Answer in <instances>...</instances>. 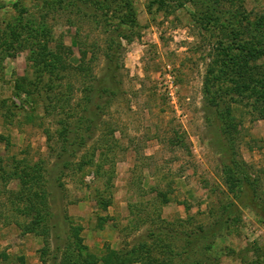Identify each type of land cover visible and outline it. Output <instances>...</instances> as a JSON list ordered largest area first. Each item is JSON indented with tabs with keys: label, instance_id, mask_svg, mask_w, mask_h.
Here are the masks:
<instances>
[{
	"label": "rangeland",
	"instance_id": "rangeland-1",
	"mask_svg": "<svg viewBox=\"0 0 264 264\" xmlns=\"http://www.w3.org/2000/svg\"><path fill=\"white\" fill-rule=\"evenodd\" d=\"M13 1L0 0V14ZM34 4H28L25 14L11 16L9 23L40 26ZM122 10L136 21L130 40H120L122 93L102 110L94 139L78 153L94 151L93 165L67 169L62 176L55 173L59 144L54 134L58 119L72 121L78 116L84 72L69 66L83 64L84 49L86 72L101 75L108 32L86 17L68 25L61 13L50 21L53 40L37 38L36 49L46 64L32 65L27 48L1 61L0 158L5 165L12 158L41 164L35 189L44 196L56 231L64 236L65 230L70 228L71 233L79 226L87 251L98 258L114 251L128 264H174L175 259H167L169 251L179 250L185 237L159 233L147 238L166 230L189 235L190 261L264 264V219L241 203L242 181H235L231 189L224 167L238 162L254 178L258 201L264 202V103L237 95L227 80L233 89L210 88L217 109L203 92L205 75L222 47L230 55L228 65H233L244 42V53L246 46L250 49L246 81L263 77L264 34L257 35L248 23L240 26L236 20L242 13L250 19L264 13V0H166L161 6L157 0H130ZM59 42L65 52L57 48ZM216 69L215 73L220 70ZM228 72L227 77L237 76ZM50 73L61 78L51 80ZM69 83L73 89L69 106L62 113L45 112L43 93L53 90L47 85L64 92ZM223 126H228V134L223 135ZM96 188L103 200L110 201L106 210L95 200ZM19 189L17 179L0 180V253L8 255L5 262L0 257V264H21L20 257L23 264L59 262L61 250L56 252L52 234L43 253V238L24 234L18 226L17 221H28L18 211L22 202L11 192ZM202 228L206 234L198 232Z\"/></svg>",
	"mask_w": 264,
	"mask_h": 264
},
{
	"label": "trees",
	"instance_id": "trees-1",
	"mask_svg": "<svg viewBox=\"0 0 264 264\" xmlns=\"http://www.w3.org/2000/svg\"><path fill=\"white\" fill-rule=\"evenodd\" d=\"M166 0H157L159 6L164 4ZM34 2L38 7V24L40 26L32 25L31 22H20L17 25H11L9 19L11 16L23 15L27 11V6L29 3ZM130 0H14L8 9L0 14V66L1 61L5 57L14 56L20 51L30 49L31 64H37L39 61H42L43 64H46V60L42 57V52L39 49H36L37 38L48 39L49 41L53 40V31L50 21L57 19V14H63L65 18V23L71 26L76 25L77 20L87 18L88 20H94L98 26L101 25L106 28L105 31L108 32L107 46L104 49V69L101 75H92L89 72H86L88 66L84 64V58L86 56V50L80 49V60L83 64L77 66H72L69 64L66 66L63 65V68L68 69H79L81 70L82 77H84V84L81 88L82 96L76 102V108L78 116L70 121V118L58 119L57 123L59 127L55 130L56 142L59 144L56 150L57 160L54 163L53 169L55 173L60 172L61 176L65 170H84L89 165H93L91 158L95 157V152L92 151L89 155L83 153L79 155L78 153L84 150L86 144L89 140H93V134L98 128V124L101 122V112L107 107V104L114 98L119 97L122 93L121 91V75L120 71V47L121 39L125 38L127 41L130 40L132 36V29L135 26V17L132 13L124 12L123 7L128 5ZM54 22V21H53ZM101 22V23H100ZM248 23L249 28L254 30L257 35L264 34V13H256L253 15L252 19L249 18L247 13H242L239 18L236 20V24L243 25ZM77 30V29H76ZM32 43V44H31ZM41 43V41H40ZM80 45V41L78 43ZM245 43L242 42L239 45L240 51L243 50V53H240L238 57L234 55L235 64L228 65L229 62L227 58L228 50L225 47H222L220 53L217 54L215 60V66L208 68V71L205 75L203 82V92L208 100V102L218 108L219 104L215 101V97L211 94L210 88H216L217 92L222 91L224 88L233 89L227 86L225 80L229 81L230 84H234L236 87L237 95L243 96L244 94L247 97L252 98L257 103H264V75L261 78L250 79V82L246 81L245 74L248 72V54L250 49L246 46L247 50L243 47ZM57 48L62 49L65 52V46L60 42L58 43ZM260 50L257 48V52ZM35 56L32 57V56ZM49 55L53 56L51 51ZM33 58V59H32ZM60 61L62 59L60 58ZM43 67V65H42ZM216 68H220L217 71ZM42 70H44L42 68ZM228 73H237V76L230 75L227 77ZM47 73V72H45ZM85 73H89L90 79L88 84H86ZM48 74V73H47ZM51 80L61 78L58 73H50ZM224 74V75H221ZM72 76L73 74L70 73ZM223 76V77H221ZM237 78V79H236ZM41 80V77H39ZM61 86V82H59ZM37 86V83H36ZM53 90L47 92L45 90L43 93V100H45V112L48 114L55 109H60L61 113L66 106H69L72 99V85L67 84V89L63 92L54 91V85L48 84ZM59 87V85H55ZM49 89V88H48ZM5 102V101H2ZM1 107V102H0ZM221 117H224V114L220 113ZM228 126L222 127V133L228 134ZM109 134L112 135L114 131L112 129L108 130ZM49 138L50 135H49ZM76 158V162L73 161V158ZM88 158V159H87ZM26 159H16L12 158L11 163L4 164L3 159L0 158V180L2 182H8L13 179H17L20 182V189L15 192L11 191L13 194L17 195V200L22 202L23 207L17 210L23 214L28 221L19 223L18 226L21 228L22 233L24 234H34L43 238L44 246L42 252L45 253V250L48 249V236L52 234L54 240L56 252L61 250V255L59 257V262L52 261V264H111L116 262V264H128L127 262L121 260V256L115 254L114 251H110L108 254L100 256L99 258L95 255H92L87 251V247L83 244L82 238L79 235L80 227H72L73 232L64 233L59 235L56 231L57 225L52 221L51 216L52 212L47 211V206L43 205L44 196L35 189V183L37 182L40 176V170L42 166L40 163H35L30 165ZM99 166H97L98 168ZM225 175L227 183L232 189V186L235 184V181L238 179L242 181V187L240 191L241 203L252 210L256 215L264 219V202L258 201L257 187L255 184L254 178L250 176V173H247L244 169L240 168L238 162L232 160L230 164L225 163ZM99 171L95 170L94 174H98ZM237 183V182H236ZM40 187V184H39ZM41 188V187H40ZM41 190L44 192L41 188ZM158 195V194H157ZM95 200L98 206L106 210L110 201L103 200L101 198L100 189L96 188L94 193ZM25 198V200L23 199ZM200 234H206L205 229H200L198 231ZM167 234L170 237L181 238L185 237V243L180 247L179 250L173 252L169 251L167 259H175L174 264H201L202 262L198 259L190 261L191 251H190V237L189 235L184 236H175L171 232L166 230H158L157 232H151V236L156 234ZM61 241V243H60ZM146 241H142L145 243ZM194 242V241H193ZM142 244L138 242V244ZM138 244L133 247V251H136ZM61 246V247H60ZM134 246V245H133ZM55 252V253H56ZM141 252L140 250L138 253ZM115 255V256H114ZM112 256V257H111ZM3 262L8 259V255L4 252L0 253ZM113 258V259H112ZM21 264H23L22 257L19 258ZM55 260V259H54ZM7 264V263H6ZM143 264V263H142Z\"/></svg>",
	"mask_w": 264,
	"mask_h": 264
}]
</instances>
